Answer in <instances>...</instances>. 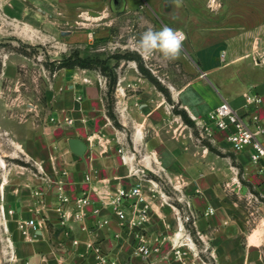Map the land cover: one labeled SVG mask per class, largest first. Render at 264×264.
<instances>
[{
  "label": "rangeland",
  "instance_id": "374dc122",
  "mask_svg": "<svg viewBox=\"0 0 264 264\" xmlns=\"http://www.w3.org/2000/svg\"><path fill=\"white\" fill-rule=\"evenodd\" d=\"M118 4L0 0V264L16 263L26 235L15 213L19 202L10 201L11 214L7 201L23 195L33 178L66 164L69 137L81 125L68 118L83 115L95 157L111 168L116 161L125 175H132L133 164L146 169V176L134 178H144L150 203L141 229L158 248L152 264H264V197L232 146L190 114L196 126L187 125L174 111L183 109L176 98L167 102L138 67L141 60L175 96L195 76L189 62L199 68L192 54L209 48L214 62L231 43L245 39L248 60L264 68V0ZM163 25L186 33L180 59L158 53L145 59L131 38ZM125 54L139 60L116 57ZM71 55L105 60L109 68L62 67ZM113 73L118 80L109 93ZM147 154L157 161L145 160ZM256 228L262 238L252 247L248 237Z\"/></svg>",
  "mask_w": 264,
  "mask_h": 264
},
{
  "label": "crops",
  "instance_id": "0c3cea01",
  "mask_svg": "<svg viewBox=\"0 0 264 264\" xmlns=\"http://www.w3.org/2000/svg\"><path fill=\"white\" fill-rule=\"evenodd\" d=\"M239 44L233 46L231 43L221 57H215L214 62L211 61L212 53L209 48L199 49L192 54L199 68H196L195 61L189 62L187 68L195 76L181 86L175 96L171 93L172 98H176L195 120L202 126L209 127L210 135L225 137L230 146L226 133L216 129L210 121L212 111L223 99L229 100L247 119L258 114L264 124V68L253 67L248 60L245 39L240 40ZM217 70H222V73L218 72L212 82L210 77ZM227 74L231 75V81ZM215 80L219 82L218 85ZM120 85L124 90L122 82ZM256 97L260 100L254 101ZM165 99L169 102L166 96ZM118 112L124 114L123 109ZM83 116H79L80 119L72 118L74 121L70 124L77 125L80 122L81 125L73 129L69 139L77 137L85 140L88 144L87 151L78 155L69 145L65 165H54L51 175L33 178L32 184L24 187L23 195H15L7 201L9 209H14L9 206L10 201L19 202L18 209H15L19 222L35 220L34 226L22 228L26 235L19 243L15 264H100L96 251L88 247L89 243L101 246L112 259L131 260L133 264H143L147 260L135 253L138 232L147 234L145 229L140 230L143 223L140 227H134L128 221H123L110 203L117 197L120 188L130 187L137 177L134 178L129 173L125 175L123 171L119 173L116 161L111 168L103 159L95 157L86 130L88 119ZM138 138L140 137H137V142ZM262 139L264 140V135ZM232 150L243 164L256 190L264 197V178L259 172L260 165L250 158L251 148ZM146 152L149 153L148 148ZM122 160L126 162L125 156ZM145 160L154 163L157 158L147 154ZM61 197L68 199L63 200ZM83 197H87L89 202L80 205L78 200ZM125 202L128 200L125 199ZM124 206L127 213L131 212L130 206ZM95 209L99 211L95 212ZM66 231L70 234L67 235ZM260 235L261 230L258 228L250 233L248 239L252 247L261 242ZM74 240H78V243H74ZM154 258L155 252H152V263L155 262Z\"/></svg>",
  "mask_w": 264,
  "mask_h": 264
},
{
  "label": "built area",
  "instance_id": "2783aa9c",
  "mask_svg": "<svg viewBox=\"0 0 264 264\" xmlns=\"http://www.w3.org/2000/svg\"><path fill=\"white\" fill-rule=\"evenodd\" d=\"M253 100L259 101L260 98L256 97ZM73 121V119L68 118L69 123H73ZM210 121L214 124L216 129L226 133V137L235 151L251 148L250 158L253 162L260 165L259 172L264 178V140L262 139L264 135V124L260 116L256 114L250 119H247V117L240 113L229 100L223 99L212 111ZM206 129L210 133L208 126H206ZM130 172L133 176L137 175L138 178L139 176L141 177V175L142 177L147 175L145 167L134 164L131 166ZM138 178L130 187L120 188L117 197L110 202L114 205V210L120 219L128 221L134 227H140V225L148 219V211L150 209V203L144 194V183L141 180L144 178ZM61 198L63 200L68 199L67 197ZM125 199H127L130 204L131 212L129 213H127L124 206V204H127ZM78 202L80 205L82 203L87 204L89 200L87 197H83L80 198ZM98 211L99 209H95V212ZM8 212L13 214L14 210L8 209ZM19 225L21 228L34 226L35 220L29 219L20 221ZM66 234L68 235L70 233L66 231ZM137 238L138 242L135 245V253L147 258L143 264H152L150 255L152 252L157 251L158 248L155 246L152 247L151 244H149L143 231L138 232ZM74 243H78V240H74ZM88 247L96 251L100 264H133L131 260L120 261L118 259H112L101 246L89 243Z\"/></svg>",
  "mask_w": 264,
  "mask_h": 264
},
{
  "label": "clouds",
  "instance_id": "9594fccd",
  "mask_svg": "<svg viewBox=\"0 0 264 264\" xmlns=\"http://www.w3.org/2000/svg\"><path fill=\"white\" fill-rule=\"evenodd\" d=\"M186 35L182 30L163 25L159 30L149 28L139 39L132 37L130 43L145 59L160 54L165 60L180 59Z\"/></svg>",
  "mask_w": 264,
  "mask_h": 264
},
{
  "label": "trees",
  "instance_id": "16d2710c",
  "mask_svg": "<svg viewBox=\"0 0 264 264\" xmlns=\"http://www.w3.org/2000/svg\"><path fill=\"white\" fill-rule=\"evenodd\" d=\"M116 57H125L128 59H135L139 60L135 54H125V55H116ZM100 63V66L103 70H106L108 67L107 61L102 59H94V58H81V57H73L72 55L67 58V61H65V64L62 65V67H74L75 65H80L84 68H93L95 67V64ZM139 70L152 82L156 85V87L164 93L167 100L169 102H172L173 98L171 96V92L168 87H166L162 82L157 78V76L154 75V73L145 67V65L139 60L138 63ZM118 76L117 74L113 73L110 81V88L109 93H112L115 90L116 84H117ZM174 111L179 114L184 122L191 126L195 127L196 123L195 121L190 117L188 111L186 109H179L177 106H175ZM109 116L116 121V115L113 111V107L111 106L109 108Z\"/></svg>",
  "mask_w": 264,
  "mask_h": 264
},
{
  "label": "water",
  "instance_id": "95a60500",
  "mask_svg": "<svg viewBox=\"0 0 264 264\" xmlns=\"http://www.w3.org/2000/svg\"><path fill=\"white\" fill-rule=\"evenodd\" d=\"M115 3L116 5H119L118 1L116 0H115ZM69 145H70L71 150L78 155H83L88 149L87 142L77 137L70 138Z\"/></svg>",
  "mask_w": 264,
  "mask_h": 264
},
{
  "label": "flooded vegetation",
  "instance_id": "af4514ba",
  "mask_svg": "<svg viewBox=\"0 0 264 264\" xmlns=\"http://www.w3.org/2000/svg\"><path fill=\"white\" fill-rule=\"evenodd\" d=\"M116 1H118V0H116Z\"/></svg>",
  "mask_w": 264,
  "mask_h": 264
}]
</instances>
